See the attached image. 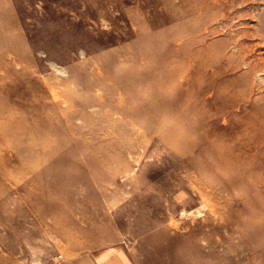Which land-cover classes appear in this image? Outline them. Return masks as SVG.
<instances>
[{
    "label": "rangeland",
    "instance_id": "1",
    "mask_svg": "<svg viewBox=\"0 0 264 264\" xmlns=\"http://www.w3.org/2000/svg\"><path fill=\"white\" fill-rule=\"evenodd\" d=\"M213 1L0 0V264H264L256 103L211 59L264 58V0Z\"/></svg>",
    "mask_w": 264,
    "mask_h": 264
},
{
    "label": "bare ground",
    "instance_id": "2",
    "mask_svg": "<svg viewBox=\"0 0 264 264\" xmlns=\"http://www.w3.org/2000/svg\"><path fill=\"white\" fill-rule=\"evenodd\" d=\"M188 2H189V0H188ZM197 5L202 7L203 10L205 11V13H206L205 19H210L214 15V13H212L213 12L212 9L216 8L217 1L215 2L213 0H211V1L210 0H200L199 4H197ZM243 8H244V6H243ZM210 11H212V12H210ZM219 11H221L220 5L218 6V8L216 9L215 12H219ZM204 21H206V20H204ZM256 26H259V23ZM210 31L213 32L212 29H210ZM207 32L209 33V31H207ZM192 40L194 41V38ZM209 41H211V40H209ZM216 48L218 50H221L220 51L221 54L214 56L213 54H215V53H213L211 55L212 64L214 66H216V69L217 68L219 70L222 69L221 73L224 74V77H225L226 73H229V72L233 73V75L230 76L228 79H226L224 82L225 87H227V89H229V91L231 93L232 102L235 103L236 99H238V101H241V99H242V101H243V100H246L248 98L251 101L254 99L253 102L256 103V104H254V108L251 112V116L248 117L249 120L245 124L243 131H244V133H246V135L249 138L247 141L248 144H249V141H250L251 145L257 141H259V143H260L264 139V75H260V77L257 79L255 78V76L257 73L259 74L260 72H264V58L260 57V55H259V57H257V56L253 57L252 55H248V52L251 50V47L246 46L244 43H242L238 40H235V42L231 41L229 39L228 40H221L220 43H218L216 45ZM207 52H209V51H207ZM203 54H204V52H203ZM200 56L201 55H199L198 57H200ZM198 59H200V58H198ZM203 60H205V59H203ZM222 63H225V66ZM201 64H203V63H201ZM211 66L212 65H210L209 67H211ZM197 67H195V68H197ZM207 67L208 66L206 65V68ZM224 69H225V71H224ZM216 76H217V74H216ZM220 76H221V74H220ZM218 77H219V73H218ZM216 90H218V89H216ZM229 91H226V92H229ZM238 101H237V103H238ZM232 105H235V104H232ZM240 149H242V148H240ZM255 151L256 150L254 148L249 147V148H245L244 151H238V152L235 151L230 155H224L223 156V158L221 159L222 162H227V163L233 162L234 163V165H232V167L235 168V170H234V175L232 178L233 180L231 182L238 181V179H242L244 181L245 180L244 178H246V180H248L247 179L248 175H246L247 174V168H245V167H247L249 165V163H248L249 158L252 157V155L256 153ZM257 152L260 155H262V153L264 154V151H262V152L257 151ZM253 174L251 175L250 180L253 179V177H254ZM263 186H264V179H263Z\"/></svg>",
    "mask_w": 264,
    "mask_h": 264
}]
</instances>
